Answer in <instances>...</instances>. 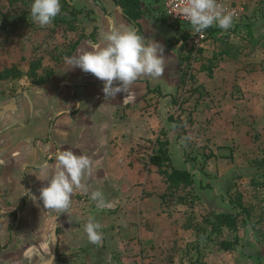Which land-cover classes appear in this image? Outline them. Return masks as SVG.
<instances>
[{"label":"rangeland","instance_id":"1","mask_svg":"<svg viewBox=\"0 0 264 264\" xmlns=\"http://www.w3.org/2000/svg\"><path fill=\"white\" fill-rule=\"evenodd\" d=\"M67 1L78 16L61 11L52 24L41 28L30 17L34 0H0V76H8L0 78V111L42 87L39 76L56 72L76 43L88 38L84 32L91 11L80 9L85 5L79 0ZM229 1L241 6V18L227 31L208 37L196 53L182 38L192 30L190 25L152 31V36L171 33V45L179 37L184 57L194 53L180 64L188 76L175 97H146L141 110L144 149L154 152L160 139L168 141L170 151V137L177 138L195 178L192 186L175 194L167 193L164 180L154 190L146 189L145 219L158 213L164 237L145 264H264V0ZM169 54L164 51L167 66L162 78L177 72ZM34 67L39 69L33 71ZM12 69L18 78L6 74ZM158 174V180L164 179ZM223 212L239 214L245 221L239 222L236 232L198 238L202 233L197 234L194 226L204 227L208 216ZM11 216L18 221L17 211ZM20 220L14 223V232L26 227L22 216ZM234 237H238L234 249L220 246Z\"/></svg>","mask_w":264,"mask_h":264},{"label":"crops","instance_id":"2","mask_svg":"<svg viewBox=\"0 0 264 264\" xmlns=\"http://www.w3.org/2000/svg\"><path fill=\"white\" fill-rule=\"evenodd\" d=\"M79 2L86 6L80 9L91 11L84 32L88 38L80 40L69 57L90 50L92 43L103 45L110 25L134 27L113 0ZM141 4L144 16L139 22L145 39L160 43L170 53L177 70L172 78L145 77L131 86V95L120 93L106 99L104 82L79 68L70 69L64 60L42 87L1 107L0 264H145L147 255H156L164 229L158 213L145 219L143 206L146 189L154 190L164 179L158 180V168L150 161L153 150L144 149L146 129L141 110L146 97L162 94L169 99L180 91L184 55L179 37L173 36L175 44L171 45V33L169 37L152 36V31L171 30V25L156 15L154 0H141ZM149 124L155 126L153 120ZM181 144L170 137L172 167L188 165ZM59 150L89 156L93 169L89 193H74L69 213L56 219L39 196L50 180H44L41 167L54 165ZM177 162L182 165H175ZM95 190L103 192L111 208L96 207L89 199ZM16 211L18 221L11 216ZM21 216L26 227L14 232L12 227ZM90 217L102 225L101 246L90 244L83 230Z\"/></svg>","mask_w":264,"mask_h":264},{"label":"clouds","instance_id":"3","mask_svg":"<svg viewBox=\"0 0 264 264\" xmlns=\"http://www.w3.org/2000/svg\"><path fill=\"white\" fill-rule=\"evenodd\" d=\"M61 12L60 0H34L30 8L32 22L41 28L53 23ZM181 13L190 23L192 31L203 36L213 25L227 31L234 24L235 10H226L218 0H183ZM101 43H92L90 50L79 51L65 61L70 69L79 68L104 82L103 94L106 99H114L117 94L131 95V86L145 77L158 79L164 76L166 59L164 46L138 33L134 27L110 25ZM51 168L49 172L48 169ZM93 161L84 154L75 155L71 150H59L55 154V164H45L41 171L49 186L40 189L39 200L43 207L57 219L69 213L72 197L76 192L89 193L88 178L92 174ZM30 199L37 197L30 192ZM89 199L98 209L111 208L100 190L91 191ZM102 225L93 217L84 225L88 242L101 246Z\"/></svg>","mask_w":264,"mask_h":264},{"label":"trees","instance_id":"4","mask_svg":"<svg viewBox=\"0 0 264 264\" xmlns=\"http://www.w3.org/2000/svg\"><path fill=\"white\" fill-rule=\"evenodd\" d=\"M97 1H99V0H97ZM113 1L115 2V4L118 7L122 8L124 18L130 24H132L136 30H138L139 34L144 36L141 24L139 22L144 16L141 0H113ZM60 2H61V11L62 12H68L74 18L76 16H78V14L80 13L79 11L72 9L70 6V3L67 0H60ZM219 31H221V29L218 27H216V28L209 27L207 29L209 37L214 36L215 34L219 33ZM182 38H183V40H185L187 42L189 37L186 33H184L182 35ZM79 42H80V40H79ZM79 42H77L76 45L72 48V50L68 52V54H67L68 57L71 56L72 53L75 51ZM94 42H95V40H94ZM193 53L194 52L191 51L188 56L181 57L182 58L181 61L184 62V60H187V59L190 60ZM38 69L36 67H34L33 71H35V70L37 71ZM5 72L8 75H12L13 79L19 77V76H17L18 73H14L17 71H15V70L13 71V69L5 71ZM54 74H55V70H52V71L46 72V74H43L42 76H39V81H37L38 84L39 85L46 84L49 81V79L52 78V76ZM187 76H188L187 71L186 70L182 71V83L185 84V82L187 80ZM7 77L8 76H5V75L0 76V78H2V79H5ZM157 143H158V148L153 152V155L151 156L150 161L154 166H156L158 168V172L163 176L164 182L167 184V187H168L167 193L169 192L170 194H175L179 190L188 189L190 186L193 185V181L195 178L194 173L188 167L178 168V167H172L171 166L168 168V164H170V162H171V158H170L169 151H168V141L167 140L161 141L159 139L157 141ZM187 160L188 159H186V161ZM195 160L196 159L194 157L193 161H195ZM187 164H188V161H187ZM204 188H205V190H207L210 188V185L208 184ZM165 194L162 196L166 197ZM180 200H182V198H180ZM240 204H241V202H240ZM232 208L235 210L236 207L233 205ZM240 221L243 222L245 220H244V218L242 220H240V215L234 214L233 212H231V213L230 212L212 213V215L208 216L205 219V221H204L205 226L204 227H202V226L198 227L197 225H195L194 229L196 230L197 234L202 233V235L198 234V236H197L198 238H205V236H206L205 234H207V236L210 237L213 233L216 236L221 237L222 234L227 230L232 231V232H236L238 230V224ZM237 238L238 237H234V240H222L220 242V246L224 250L230 251V250L234 249L235 242L237 241Z\"/></svg>","mask_w":264,"mask_h":264},{"label":"built area","instance_id":"5","mask_svg":"<svg viewBox=\"0 0 264 264\" xmlns=\"http://www.w3.org/2000/svg\"><path fill=\"white\" fill-rule=\"evenodd\" d=\"M218 3L222 4L226 10H235L236 17L234 19V24L239 21L242 15V8L238 3H234L229 0H218ZM155 12L156 15H159L160 18L169 25L173 27H182L184 25H190L189 21L185 19L181 13V8L183 6V0H154ZM213 28L218 26L213 25ZM219 28V27H218ZM188 35V40L191 47L195 50V53L202 48L203 43L209 37L207 29L205 30L203 36H199L194 31H185Z\"/></svg>","mask_w":264,"mask_h":264},{"label":"water","instance_id":"6","mask_svg":"<svg viewBox=\"0 0 264 264\" xmlns=\"http://www.w3.org/2000/svg\"><path fill=\"white\" fill-rule=\"evenodd\" d=\"M120 8V7H119ZM120 11L122 12V8H120ZM123 13V12H122Z\"/></svg>","mask_w":264,"mask_h":264},{"label":"flooded vegetation","instance_id":"7","mask_svg":"<svg viewBox=\"0 0 264 264\" xmlns=\"http://www.w3.org/2000/svg\"><path fill=\"white\" fill-rule=\"evenodd\" d=\"M11 108V106H9Z\"/></svg>","mask_w":264,"mask_h":264}]
</instances>
